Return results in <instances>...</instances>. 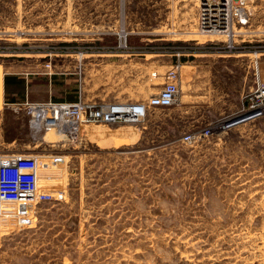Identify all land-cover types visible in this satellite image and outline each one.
<instances>
[{"label":"rangeland","instance_id":"rangeland-1","mask_svg":"<svg viewBox=\"0 0 264 264\" xmlns=\"http://www.w3.org/2000/svg\"><path fill=\"white\" fill-rule=\"evenodd\" d=\"M196 6L0 0V155L66 156L40 174V188L64 190L65 201L39 203L31 227L0 235V264H264V116L220 127L243 99L210 102L197 87L205 77L193 87L180 67L175 103L148 108L136 124L89 123L70 136L36 123L29 108L147 101L182 57L190 65L191 54L222 48L225 37L198 35ZM249 10L239 32L264 38ZM147 52L163 55L144 61ZM128 57L149 66L129 89L117 82ZM5 76L19 80L5 85ZM228 80L238 84L236 74ZM206 128L208 137L183 141Z\"/></svg>","mask_w":264,"mask_h":264},{"label":"built area","instance_id":"built-area-1","mask_svg":"<svg viewBox=\"0 0 264 264\" xmlns=\"http://www.w3.org/2000/svg\"><path fill=\"white\" fill-rule=\"evenodd\" d=\"M249 0H196V30L198 35L225 37L222 48L217 53H233L241 46L235 40L239 32L250 21ZM184 56V52L176 53ZM178 60L171 65L166 80L160 89L153 93L147 101L139 103H99L78 98L74 102L35 103L36 106L48 110L50 118L58 119L60 128L67 134H78L82 125L89 123H130L142 121L148 108H165L172 106L178 94L179 69ZM244 107L239 113L231 114L223 119L222 130L233 124L250 122L251 119L264 116V86L256 83L253 91L242 97ZM53 113V115H52ZM58 113V115H56ZM59 116V118L57 117ZM243 116V117H241ZM44 122V121H43ZM44 126L48 129L46 124ZM212 132L204 129L198 135L186 134L183 141H197L208 137ZM66 156L40 157L34 154L0 155V235L18 229L31 227L35 217L36 205L46 202L65 201V191L43 190L40 188V174L64 167ZM47 174V178L51 176ZM58 175H61L59 173ZM52 177H54L52 175Z\"/></svg>","mask_w":264,"mask_h":264},{"label":"crops","instance_id":"crops-1","mask_svg":"<svg viewBox=\"0 0 264 264\" xmlns=\"http://www.w3.org/2000/svg\"><path fill=\"white\" fill-rule=\"evenodd\" d=\"M249 6L253 7V11L257 21V29L263 28L264 24V0H249ZM259 28V29H260ZM256 29V30H257ZM261 33V34H260ZM260 34L262 37H259ZM261 31H256L253 37L247 39V34L241 33L238 39V44H241L240 50L238 49L233 53H215L210 51H201L196 54H191L190 65L187 64L188 58L182 61V70L190 68L192 86L195 85L196 78H204L203 83L198 85V88H204L206 91L207 98H210V102L227 104L231 99L235 98L233 101L242 100V97L247 89H254L256 83L264 86V38ZM243 42V43H240ZM246 42H254L253 49L250 48L248 44L245 46ZM116 56L121 55L119 51L115 52ZM130 56V54H126ZM163 55L155 52H147L144 54V61H147L150 56ZM161 66V65H160ZM167 67V65H164ZM149 69L146 63H135L134 57H128L126 59V67H124L123 72L117 73V82H122L121 85L129 89L131 85L135 82L136 71L145 73ZM218 73H223L222 79L216 78L214 75ZM213 74V75H212ZM229 74H236L238 77V84L230 85L228 80ZM121 77V81L120 78ZM227 77V78H226ZM199 82V80H198ZM229 82V85H228ZM237 88L235 92L232 89ZM232 101V102H233Z\"/></svg>","mask_w":264,"mask_h":264},{"label":"bare ground","instance_id":"bare-ground-1","mask_svg":"<svg viewBox=\"0 0 264 264\" xmlns=\"http://www.w3.org/2000/svg\"><path fill=\"white\" fill-rule=\"evenodd\" d=\"M37 112V113H36ZM42 113V114H41ZM31 114L33 116V118L35 119L36 123H39V122H42L44 121V123L46 124V126L48 127L47 130H53V129H57L59 130L61 133L62 131L60 130V126H59V122H58V119H55L54 118V115L52 113V118H50V114H49V111L48 110H42L41 108H38L37 106L31 111ZM34 114H36L37 116H39L40 118H37V117H34ZM46 114H48V116H46ZM56 115H58V113H56ZM59 118V116H57ZM245 122V121H244ZM244 122H241V123H244ZM48 123V124H47ZM238 124H233L230 126V128L236 126ZM65 135V134H64Z\"/></svg>","mask_w":264,"mask_h":264},{"label":"trees","instance_id":"trees-1","mask_svg":"<svg viewBox=\"0 0 264 264\" xmlns=\"http://www.w3.org/2000/svg\"><path fill=\"white\" fill-rule=\"evenodd\" d=\"M184 60H186V58L185 57H182L181 58V61H184ZM16 80H19V79L17 77H8V76H5L4 77V84L5 85H8L10 83L16 82Z\"/></svg>","mask_w":264,"mask_h":264},{"label":"water","instance_id":"water-1","mask_svg":"<svg viewBox=\"0 0 264 264\" xmlns=\"http://www.w3.org/2000/svg\"><path fill=\"white\" fill-rule=\"evenodd\" d=\"M241 117H243V116H241Z\"/></svg>","mask_w":264,"mask_h":264}]
</instances>
